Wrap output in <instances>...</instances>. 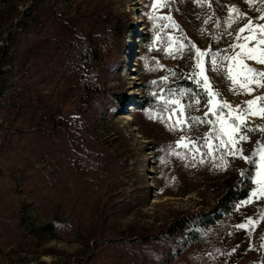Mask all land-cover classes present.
<instances>
[{
	"label": "rangeland",
	"instance_id": "obj_1",
	"mask_svg": "<svg viewBox=\"0 0 264 264\" xmlns=\"http://www.w3.org/2000/svg\"><path fill=\"white\" fill-rule=\"evenodd\" d=\"M154 2L166 6L153 11ZM231 6L245 18L229 27ZM261 15L264 0H0V264H264L256 164L224 149L204 155L211 125L172 131L158 100L186 90L184 105L203 97L186 117H203L191 45L231 55L245 43L235 33L264 24ZM168 16L178 28L165 27ZM210 59L219 100L235 108L264 96L255 85L234 92ZM261 127L264 118L248 117L241 144L255 161ZM182 135L200 153L177 148ZM228 185L247 194L225 205Z\"/></svg>",
	"mask_w": 264,
	"mask_h": 264
},
{
	"label": "snow or ice",
	"instance_id": "obj_2",
	"mask_svg": "<svg viewBox=\"0 0 264 264\" xmlns=\"http://www.w3.org/2000/svg\"><path fill=\"white\" fill-rule=\"evenodd\" d=\"M196 2L199 4L203 3L204 0H196ZM246 2L251 3V0H246ZM165 6L166 4L163 2H154L152 4L153 11ZM229 14V27H231L232 23H235L236 20L245 18V15L235 6L229 7ZM149 18L153 19L154 17L150 15ZM259 18L264 20V15H261ZM161 19L172 21L170 16L161 17ZM168 26L178 28V25L174 22H171L170 25H165V27ZM245 30H248L250 34L258 32V36L249 35L242 38L241 33H244ZM235 34L237 41L243 39L245 43L232 44L230 46L232 49L231 55H221L220 53L213 54L211 51H201L199 48H196L194 44L191 45V49H195V65L194 74L190 76V78L195 79L197 87L201 88L204 95L207 97V104L204 106L205 111L203 117H186V109L198 110L196 106L200 104L203 98H193L192 103L184 105L180 102L179 97L187 95L188 93L186 90L181 89L178 97L176 93H172L171 90H169V98L158 97V100H160L163 105L162 112L167 114V126L172 131H183L186 128H191L193 125L201 123L211 125L210 132L206 133L204 136L203 147L207 149L204 155L215 159L213 153L220 149H224L225 155L227 156L234 158L238 157L245 160L247 163L256 164L257 170L253 183L257 185V189L252 193V197L259 199L264 197V143L255 150L254 155L259 157L258 161L244 155L241 144L249 140V133L253 131V129L248 128V117L260 116L264 118V103H258L264 102V96H256L255 99L245 101L246 107L237 105L234 108L227 101L218 99L220 94L214 91L205 68V57H210L212 71L217 73L223 72L231 82L233 86L232 90L236 93L243 92L244 94H251L254 91L253 85L257 88L264 87V72L252 68L246 63V61L251 60L255 61L257 64L264 65V47H261L264 46V24L254 25L253 21L248 20V22L243 27H240L239 31ZM169 39L172 40L171 37ZM250 40L256 41L251 47L248 45ZM173 44L176 45L177 52H182L185 47L183 43L175 40H173ZM236 49H239V51ZM168 55H173L172 51H168ZM164 79L167 80V77ZM197 96H199V94H197ZM225 109H227V112H225ZM210 116L215 117V119L210 118ZM153 118H159L162 122H165V117L163 115L157 117L154 114ZM259 131L264 133V127H261ZM213 140L218 141V143L213 144ZM176 147L190 149L193 153H200V147L185 135L180 137ZM171 154L181 159L185 158L180 152L175 150H173ZM192 158L195 160L196 156L193 155ZM199 163H204V160L201 158ZM221 166H223V164ZM241 175H243V173H241ZM251 202L252 198L250 197L245 203ZM254 223L253 220L249 219L246 224H239L237 227L239 229H246Z\"/></svg>",
	"mask_w": 264,
	"mask_h": 264
},
{
	"label": "trees",
	"instance_id": "obj_3",
	"mask_svg": "<svg viewBox=\"0 0 264 264\" xmlns=\"http://www.w3.org/2000/svg\"><path fill=\"white\" fill-rule=\"evenodd\" d=\"M129 20V19H128ZM130 29L128 30V32H130L131 34L133 33V27H131V26H128ZM86 52V51H85ZM88 54H90V52H88ZM82 61H84V62H94L95 61V56L93 55V57L91 56V57H89V55H85V54H83L82 55ZM94 58V59H93ZM84 59V60H83ZM87 88V90H86V92H93V93H96L97 92V90L95 89L94 91H92V89H93V87H86ZM91 88V89H90ZM147 100H148V97H146L145 99H144V101L142 102V103H140V105H139V107L141 108V107H144L146 104H147ZM247 194V189H235V188H233L231 185H228L227 186V191H226V194H225V199H226V201H225V205H227V204H230V202H231V200L233 199V198H236V197H240V198H242V197H244L245 195Z\"/></svg>",
	"mask_w": 264,
	"mask_h": 264
}]
</instances>
